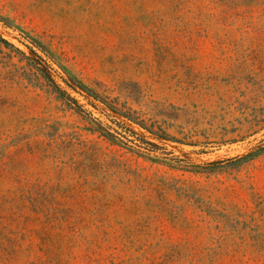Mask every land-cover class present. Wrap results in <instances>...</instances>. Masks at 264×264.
Segmentation results:
<instances>
[{
  "label": "rangeland",
  "instance_id": "rangeland-1",
  "mask_svg": "<svg viewBox=\"0 0 264 264\" xmlns=\"http://www.w3.org/2000/svg\"><path fill=\"white\" fill-rule=\"evenodd\" d=\"M0 264H264V0H0Z\"/></svg>",
  "mask_w": 264,
  "mask_h": 264
},
{
  "label": "trees",
  "instance_id": "trees-1",
  "mask_svg": "<svg viewBox=\"0 0 264 264\" xmlns=\"http://www.w3.org/2000/svg\"><path fill=\"white\" fill-rule=\"evenodd\" d=\"M3 43H5L3 40H1ZM116 114H118V115H120V116H122L123 114L119 111V110H113Z\"/></svg>",
  "mask_w": 264,
  "mask_h": 264
}]
</instances>
